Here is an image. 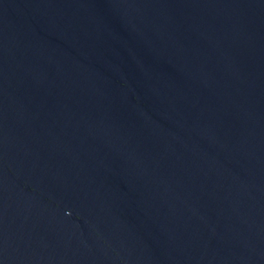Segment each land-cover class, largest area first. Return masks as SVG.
<instances>
[{
	"label": "water",
	"instance_id": "1",
	"mask_svg": "<svg viewBox=\"0 0 264 264\" xmlns=\"http://www.w3.org/2000/svg\"><path fill=\"white\" fill-rule=\"evenodd\" d=\"M0 264H264V0H0Z\"/></svg>",
	"mask_w": 264,
	"mask_h": 264
}]
</instances>
